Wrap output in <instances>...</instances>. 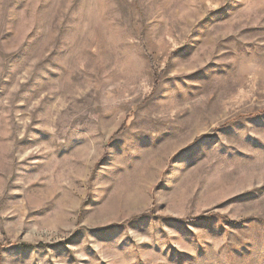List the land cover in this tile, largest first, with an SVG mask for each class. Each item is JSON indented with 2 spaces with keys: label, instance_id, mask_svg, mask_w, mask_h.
I'll list each match as a JSON object with an SVG mask.
<instances>
[{
  "label": "rangeland",
  "instance_id": "374dc122",
  "mask_svg": "<svg viewBox=\"0 0 264 264\" xmlns=\"http://www.w3.org/2000/svg\"><path fill=\"white\" fill-rule=\"evenodd\" d=\"M0 264H264V0H0Z\"/></svg>",
  "mask_w": 264,
  "mask_h": 264
}]
</instances>
